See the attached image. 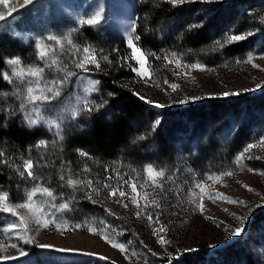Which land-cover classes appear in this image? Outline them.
<instances>
[{"label":"rangeland","instance_id":"rangeland-1","mask_svg":"<svg viewBox=\"0 0 264 264\" xmlns=\"http://www.w3.org/2000/svg\"><path fill=\"white\" fill-rule=\"evenodd\" d=\"M139 1L34 0L32 4L22 6L24 0H9L8 6L0 4V15L4 16L0 20L3 59L15 57L24 65L39 64L35 43L49 34L63 36L71 33L70 38L77 46L91 45L96 49L95 44L76 35L80 29L88 27L79 25V18H88L97 12L101 13L102 19L94 28L105 27L112 35L121 37L125 42L126 30L135 23V9ZM178 6L185 7V15L173 21L176 25L159 24L154 30L155 36L161 39L179 28L184 31L200 30L206 21H211L213 41L210 45L212 54L217 57H212L207 63H199L188 60V57L195 59L196 54L190 53L185 58L181 52L160 48L158 52L163 57L176 53L182 63L200 64L207 70H191L185 77L184 69H176L167 64L163 57L152 55L149 57V66L154 73L153 80L145 82L134 73L136 78L132 84L136 97L157 115L170 117L168 126L172 125L175 132L173 140H170L173 141L171 162L168 168H164L166 174L172 176V180L165 182L163 194H158L159 190L153 193L161 207L147 209V212L153 214V219L158 215L160 223L166 227V233L161 235L168 243L161 245L158 242L152 231L156 225L149 226L147 214L138 218L135 207L129 201H125L129 203V207L125 209L112 198L106 197L104 190H101L100 196H93L97 201L93 208L85 210L73 204L69 211L60 214L59 219L66 222L63 231H58L55 227L37 231L31 226L33 230L29 235L33 240L28 244L12 239L16 233L5 234L2 231L17 221L11 215L0 214V243L17 244L16 248L7 246L0 250V264H129L125 254L92 235L84 227H99L100 221L116 229L119 235L113 234V237L127 244L129 254L133 251L137 253L131 259V264H194L182 261L180 257L186 255L191 256L192 260L196 257L197 264H264V146L258 144L260 138L264 137V87H260L264 85V59L261 58L264 57V0H187ZM194 24L197 27H192ZM233 33L245 34L246 39L225 44L224 47L217 46L216 41H223ZM248 33L251 35H247ZM233 45L241 48L236 47L237 51L227 55L223 49ZM129 53L130 50L128 55ZM249 55L254 57L253 63L258 68L243 62ZM59 59L69 70L77 72V76L72 78L58 100L43 107L44 119L35 126L26 123L20 109L23 97L11 95L16 89L15 83H6L3 90L10 95L0 97V107L4 108L3 112L0 111V121L6 123L9 118L19 115L22 127L31 131L40 129L47 134L50 139L48 146L52 149L69 135L90 128L93 111H82V105L78 101L87 99L93 104L92 98L97 93L87 92V81L98 80L97 69L90 68L87 73L81 72L71 64L72 57L68 53L60 55ZM132 62L134 65L135 62ZM3 70L10 71L4 63ZM178 72L179 75L176 74ZM59 75L48 70L45 73L48 79ZM165 80L176 83L178 91L173 92L164 83ZM227 92H239V95L225 96L224 93ZM141 96L145 99H141ZM181 100L187 102L181 103ZM222 101H237L238 104L226 111L219 108L224 105ZM156 104L162 107H156ZM214 104L216 107L213 109ZM209 105L212 106L201 124L192 126L187 120L183 123L176 122L182 111L184 115L191 112V117L197 115L200 118L197 113L207 109ZM25 107L30 110L32 106ZM101 111L109 115V110L104 107ZM73 112H77L76 119H72ZM49 120L58 123L59 128L50 126ZM173 120L175 123H172ZM240 127L243 131L241 135H236ZM230 143L231 146H228ZM250 143H256L257 147L245 153V158L238 167L236 158L245 152ZM248 156L253 158L248 159ZM257 156L260 159H256ZM126 168L127 166L125 170L128 173H125V179L135 178L138 173L140 179H143V171ZM249 169L253 171L250 172ZM226 171L234 174L223 177L221 182L208 181L206 191L223 193L228 199L243 201L245 206L220 199L213 202L204 196V212L201 214L190 202L192 193L197 194V202L204 195L195 188V182ZM17 178V189L22 185L23 190L21 194L16 192L13 202L21 200L33 183L28 185L27 179H22L19 172ZM114 180L110 183L117 185V180ZM248 188L252 191H248ZM80 195H84V192L80 191ZM20 211L24 212L22 209ZM75 225L82 227L74 228ZM240 227L243 228L242 233L239 236L232 235V230ZM21 252L25 254L21 255ZM99 256L106 259L100 260Z\"/></svg>","mask_w":264,"mask_h":264},{"label":"trees","instance_id":"trees-1","mask_svg":"<svg viewBox=\"0 0 264 264\" xmlns=\"http://www.w3.org/2000/svg\"><path fill=\"white\" fill-rule=\"evenodd\" d=\"M185 13V7L173 6L165 0H140L135 9L136 35L140 36L139 46L157 57H163L158 52L160 48H168L176 53L181 52L185 58L190 53L196 54L195 59L188 57V60L199 63H207L212 57H217L211 51L212 45L210 44L213 41L211 21H206L200 30L184 31L179 28L175 33L166 34L161 39L155 36L154 30L159 24L173 23ZM76 37L95 44L98 55L108 57V61H100L101 68L97 69L96 78L100 83L96 95L92 98V105L98 107V110L91 113V124L88 130L69 135L54 149L49 146L47 148L35 147L39 141L49 142L50 139L43 130L32 129L31 131L22 127L19 115L9 118L6 123H3L5 122L3 120L0 121V151L5 153L0 160L7 161V163L0 162V190L8 192L12 201L16 199V192L21 194L23 190L22 185H19L17 189V183L19 184L17 173L22 170L23 161L28 159L37 165L33 170L41 177L43 183L62 195L64 200H70L74 196L75 199H71L70 207L74 204L85 210L93 208L94 203L86 196L80 195V191L72 192L71 189L62 188L60 175L81 173L80 178H89L99 182L103 190L102 184L109 182L105 180V177L112 176L113 179L110 182H114L116 172H119L127 178L125 176V173H128L125 170L126 166L127 168L132 167L131 171L136 168L141 172L149 164L164 169L168 168L171 162L173 141L170 140H173L175 132L172 125L168 126L170 117L157 115L152 108L134 95L132 84L136 76L128 64L121 59L127 57L129 52L124 40L112 35L105 27L97 29L83 27ZM1 46L3 45H0V61H3ZM236 47L241 48V46L233 45L226 46L223 50L230 55L237 51ZM129 63L133 65L132 61ZM0 69H3L2 62H0ZM6 86V83L0 80V89ZM236 102L222 101L224 105L219 108L226 111L231 110L238 104ZM212 105L197 113L201 116L200 118L197 115L191 117L189 115L191 112L184 115L182 111L176 122L183 123L187 120L192 126L197 123L201 124ZM103 107L109 110V115L101 111ZM215 107L216 104L213 109ZM3 109L0 107V111L3 112ZM159 116L162 117L159 118ZM172 123H175L174 120ZM184 124L187 125L186 122ZM242 131L240 127L236 135H241ZM231 143L233 146V142ZM231 143L228 146H231ZM80 151L88 153L89 157L80 156ZM84 167L89 168L90 173H84L82 171ZM27 181L28 185L32 182ZM60 202L58 199L57 203ZM190 257L186 255L180 258L182 261L187 260L197 264L196 257L193 260Z\"/></svg>","mask_w":264,"mask_h":264},{"label":"snow or ice","instance_id":"snow-or-ice-1","mask_svg":"<svg viewBox=\"0 0 264 264\" xmlns=\"http://www.w3.org/2000/svg\"><path fill=\"white\" fill-rule=\"evenodd\" d=\"M34 0H24L22 6L32 4ZM166 3H170L173 6L181 5L187 0H165ZM204 2H209V0H204ZM0 4L8 6L9 0H0ZM4 16L0 15V20H3ZM102 16L100 12L85 18L81 17L78 20L79 25L95 27L101 22ZM192 27H197V25H192ZM75 31V29H72ZM136 25L133 23L126 30V47L130 50V53L127 57H122L125 64H128L131 71H133L137 77L145 82L152 81L154 78V73L149 66V57L154 55L153 53L147 52L139 46L140 36L136 35ZM247 35H251L248 33ZM71 33L63 36H57L54 34H49L42 39L38 40L35 43V49L37 53V60L39 64L34 65H24L19 58H8L6 60L0 61L4 63L10 71L0 69V80L7 84L16 85V89L11 95H15L18 98L23 97L20 109L22 110L26 123L29 126H35L39 121L44 119L42 114V109L45 105H51L53 101L58 100L63 90L69 85L73 77L77 76V72L71 71L68 67L61 63L59 56L65 53H68L72 59L71 64L81 72H89L90 68L100 69L101 60L108 61L107 56H99L97 50L91 46L86 45L83 47L77 46L73 39L70 38ZM246 39L245 34H236L233 33L228 35L223 41H216L217 46L224 47L225 44H232L235 42H240ZM45 41L52 43H45ZM264 59V57H261ZM167 64L173 65L176 69H184L183 75L186 77L188 72L191 70L206 71L205 66L200 64H185L178 58L176 53H171L163 57ZM254 57L249 55L244 63L251 64L253 68H258L259 66L253 63ZM129 61H134V65L130 64ZM241 61H237L240 63ZM46 70L50 72H56L60 75L58 77H53L51 79L46 78ZM176 74H180L179 72ZM98 80H89L87 81V92L94 93L98 91ZM168 87L171 88L173 92L178 91L179 86L168 80L164 81ZM264 87V85H260ZM254 89H248V91H253ZM10 95L9 92L0 89V97L6 98ZM137 95H139L137 93ZM225 96L239 95V92H227L224 93ZM141 99L145 97L141 96ZM202 97H195V99H201ZM151 103V101H148ZM181 103H186L187 100H181ZM82 105L81 110L92 112L98 110V107L93 106L88 102L87 99L78 101ZM26 105H31V109H26ZM156 107H162V105L156 104ZM72 119L77 118V112H73ZM48 124L50 126L59 128L58 123H53L49 120ZM143 139V137H141ZM260 146H264V137L260 138L258 141ZM35 147L37 148H47L48 142L41 140ZM257 147L256 143H250L247 145L245 152L241 153L240 156L236 158L237 166H240V161L245 158V153L251 151L253 148ZM79 155L82 157H89V154L83 151L79 152ZM5 153L0 151V157H4ZM248 159L253 157L248 156ZM260 159L259 156L255 157ZM2 163H7V161L0 160ZM37 165L30 159L23 161L22 170L19 171V175L22 179H27L32 181V186L28 188L21 200L13 202L10 199V194L6 191L0 190V214H8L15 218L16 223L8 225L6 228H3L5 234L16 233L12 238L15 241H22L25 244L32 243L33 238L29 233L35 227V230L40 229H49L55 227L58 231L64 230L65 221L59 219L60 214L70 210L71 197L70 200H64L63 196L56 193L54 189L47 186L41 181V177L36 174L33 170ZM84 173H90V169L84 167L82 169ZM108 171V169H105ZM135 171V170H133ZM253 171V169H249ZM234 173L231 171H226L219 175H209L206 180H201L195 182V188L199 190L200 193H203V196L199 197V202H197V194L192 193L190 202L194 207L200 211L201 214L204 212V196L208 199L215 202L217 199L222 201L245 206L243 201L228 199L224 196L223 193H214L211 191H206L209 187L208 181L221 182L223 177H230ZM126 175V174H125ZM117 185L110 183L113 179L112 176L105 177L106 181L102 184L104 194L108 198H112L116 203L120 204L122 207L127 209L129 201L132 206L135 207V215L139 218L144 214H147V220L149 221V226L156 225L152 228L153 235L157 237L158 242L161 245H166L168 241L165 239L161 233H166L167 229L164 225L160 223L159 216L157 215L153 219V214L147 212V209L150 207H155L159 209L161 207L159 201L155 198L153 193L163 194L165 192V182L171 181L172 176L167 175L165 169L156 168L153 165L149 164L143 168V179H140V174L138 173L135 178L125 179L124 175H121L119 172H116ZM59 180L62 182L60 185L62 188L71 189L72 192L83 191L86 198L93 203L97 201L93 199V196L101 195V186L99 182H95L89 178H80L79 173L69 174L67 176L60 175ZM244 187L247 188V185ZM127 189V190H126ZM148 189H151L149 191ZM248 191H252L251 188H248ZM39 197V198H38ZM60 200V203H57V200ZM24 210L21 213L20 210ZM54 210V211H53ZM112 214V213H110ZM241 223L243 221L241 220ZM100 226L88 225L86 230L92 235L98 236L105 243L110 245L114 249H118L120 253L125 254V259L129 260L131 264V259L137 256L136 252H131L129 254V249L127 244L121 242L113 237V234L119 235L115 228L110 227L104 221L99 222ZM74 228H80L81 225H75ZM243 231V228H236L232 230V235L239 236ZM10 246L16 248L17 244L12 242L0 243V250H3L4 247ZM41 247H46L41 245ZM60 251V249H57ZM24 252H21V255H24ZM85 255H95L93 253H84ZM100 260H105L106 257L99 256Z\"/></svg>","mask_w":264,"mask_h":264}]
</instances>
